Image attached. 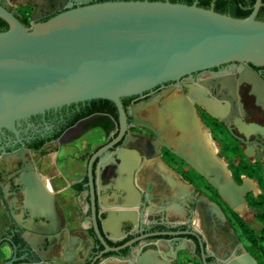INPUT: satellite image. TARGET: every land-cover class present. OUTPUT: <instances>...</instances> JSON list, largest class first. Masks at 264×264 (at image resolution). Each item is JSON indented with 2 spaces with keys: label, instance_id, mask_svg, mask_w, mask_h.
<instances>
[{
  "label": "flooded vegetation",
  "instance_id": "1",
  "mask_svg": "<svg viewBox=\"0 0 264 264\" xmlns=\"http://www.w3.org/2000/svg\"><path fill=\"white\" fill-rule=\"evenodd\" d=\"M97 1L108 0L91 2ZM174 1L199 4L201 0ZM0 4L29 27L34 16L43 21L59 12L57 7L81 3L0 0ZM1 27L5 30L8 25ZM245 66L239 62L220 64L122 97L124 134L138 136L126 144L123 138L114 141L120 127L118 109L106 99L50 109L21 120L16 131L3 130L0 203L8 224L2 238L7 255L0 264H29L39 256L48 258L47 264H104L111 258L117 260L114 264H204L203 255L206 264H222L225 252L239 255L241 247L259 264L235 229L229 206L174 152L189 135L203 136L211 151H220L232 163L228 169L233 178L236 163L247 162L259 168L264 180V65H249L253 77L241 76ZM179 120L188 128L182 129ZM18 150L23 151L22 156ZM3 151L8 154L6 159L1 158ZM66 169L73 170L68 179L63 176ZM89 172L94 181L95 209L100 214L97 223L105 242L112 248L130 243L116 252H102L104 246L93 229ZM29 177L39 184L38 189L51 195L54 209L46 215L31 210ZM57 177L76 216L73 229L67 226ZM245 178L255 184L245 195L249 205L247 197L257 196L261 188L258 179L246 173L234 180L241 184ZM202 197L220 206L235 237L216 217L205 215L199 201ZM108 204H116L118 209L135 206L127 221L118 220L119 228L106 230L104 222H110L111 215L104 213L110 209L103 206ZM85 220L87 228L82 226ZM43 232L50 233L49 244H45ZM23 235L36 240L35 248ZM57 242H62V248Z\"/></svg>",
  "mask_w": 264,
  "mask_h": 264
},
{
  "label": "water",
  "instance_id": "2",
  "mask_svg": "<svg viewBox=\"0 0 264 264\" xmlns=\"http://www.w3.org/2000/svg\"><path fill=\"white\" fill-rule=\"evenodd\" d=\"M91 1L79 0L81 4L76 6L57 7L59 12L43 21L34 16L29 27L0 4V19L8 25L0 31V133L6 129L16 131L21 120L37 113L85 100L106 99L118 109L120 127L114 141L123 138L126 144L138 136L124 134L126 113L122 97L224 63L245 64L242 77L255 74L249 65H264V20L256 18L262 0H255L251 12L241 18L217 12L213 5L201 7L196 2ZM178 123L182 129L188 128L185 121ZM22 152L17 151L21 156ZM174 152L215 189L230 209L240 213L247 206L245 195L255 184L248 178L238 184L224 160L210 150L203 136L189 135V140ZM7 156L4 151L1 153V158ZM72 171L64 170L63 176L68 179ZM27 179L32 212L46 215L54 209L50 204L51 195L38 189L39 184L34 179ZM55 181L58 191L62 190L61 179L57 177ZM88 185L91 223L104 246L102 252H116L129 245L118 248L107 245L97 223L100 214L94 205V181L90 172ZM199 201L205 215L216 217L218 224L227 227L235 237L220 206L205 197ZM134 206L124 205L118 209V220L127 221ZM104 213L112 215L111 211ZM82 214L85 216V207ZM84 223L87 228V220ZM42 234L45 244H49L50 233ZM3 236L4 231H1L0 261L7 255ZM23 237L35 248L34 238ZM57 246L62 248V242H57ZM241 248L239 255L230 256L231 253L225 252L221 263L258 264ZM48 261L39 256L38 261L29 264H47ZM115 261L111 258L104 264ZM203 263L206 264L204 255Z\"/></svg>",
  "mask_w": 264,
  "mask_h": 264
},
{
  "label": "trees",
  "instance_id": "3",
  "mask_svg": "<svg viewBox=\"0 0 264 264\" xmlns=\"http://www.w3.org/2000/svg\"><path fill=\"white\" fill-rule=\"evenodd\" d=\"M170 1L178 2L174 0ZM211 1L212 0H201L198 5L208 8ZM212 2L215 11L226 13L233 17L241 18L247 16L251 12L255 0H213ZM185 3L190 4L189 2ZM256 18L259 20H264V0H262V5L257 12ZM24 22L25 20L22 21L23 24H25ZM4 24L6 25V23L0 19V31L4 30L1 27ZM232 173L234 178L238 181L239 175L241 173H246L248 176H254L258 179L261 193L257 196L249 195L247 197V202L249 205L257 207L261 210L260 213H258L257 217L260 221L264 222V180L262 179L259 168L252 166L247 162H243L240 163L237 167L233 168ZM202 181L206 183L204 179H202ZM229 212L232 215L234 227L242 236L243 241L248 247V250L256 256L259 264H264V227L261 229L259 235H255L253 230L245 225V223L236 212L232 211L231 209H229Z\"/></svg>",
  "mask_w": 264,
  "mask_h": 264
},
{
  "label": "crops",
  "instance_id": "4",
  "mask_svg": "<svg viewBox=\"0 0 264 264\" xmlns=\"http://www.w3.org/2000/svg\"><path fill=\"white\" fill-rule=\"evenodd\" d=\"M58 195L60 196L62 206L64 213L68 219V228L73 229L76 226L75 218L76 216L74 215V210L70 205V202L67 200L68 198V193L65 189H62L58 191ZM124 205H121V207ZM103 209H110L109 211L112 212L111 218L109 219L110 222H104V227L105 229H111V228H119L120 224L118 223V215H116V211H118V205L116 204H108L103 206ZM8 224V219L6 216V213L4 211V208L2 204L0 203V232L4 231L6 226ZM82 226L86 228L84 221L82 222Z\"/></svg>",
  "mask_w": 264,
  "mask_h": 264
},
{
  "label": "rangeland",
  "instance_id": "5",
  "mask_svg": "<svg viewBox=\"0 0 264 264\" xmlns=\"http://www.w3.org/2000/svg\"><path fill=\"white\" fill-rule=\"evenodd\" d=\"M216 155L224 160L226 163L227 167H229L232 163L229 162L227 159H224V156H222L221 152L219 151L216 153ZM236 164H240L239 162ZM234 168V167H233ZM260 209L251 205L246 206V211L240 215V218L242 221L247 225L249 228L253 230L255 235H259L261 229L264 227V222L260 221L257 217L258 213H260Z\"/></svg>",
  "mask_w": 264,
  "mask_h": 264
},
{
  "label": "bare ground",
  "instance_id": "6",
  "mask_svg": "<svg viewBox=\"0 0 264 264\" xmlns=\"http://www.w3.org/2000/svg\"><path fill=\"white\" fill-rule=\"evenodd\" d=\"M226 73V72H225ZM209 146V145H208ZM210 148V146H209ZM215 149H212V152L214 153ZM246 211V207H243L241 210H240V215H242L244 212Z\"/></svg>",
  "mask_w": 264,
  "mask_h": 264
}]
</instances>
